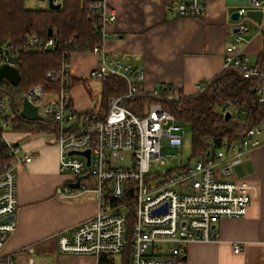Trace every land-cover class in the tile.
<instances>
[{
  "label": "built area",
  "instance_id": "1",
  "mask_svg": "<svg viewBox=\"0 0 264 264\" xmlns=\"http://www.w3.org/2000/svg\"><path fill=\"white\" fill-rule=\"evenodd\" d=\"M49 2L39 0L44 9H49ZM62 2L53 0L55 5ZM113 2L86 0L87 11L97 20L94 29L101 40L90 53L98 60L88 79L101 82L118 77L126 83L127 92L108 98L104 116L95 119L80 116L73 107V54L58 71L46 76L50 83H60L59 92H46L42 85H36L25 95L37 106L42 121L59 124L55 141L60 149V172L71 176L69 183L82 178L77 191H92L97 200V212L92 218L77 225L70 234L57 236L58 250L61 254L94 256L97 264H122L129 247L128 264H180L191 243L219 240L216 224L221 219L247 215L252 196L244 184L232 177L247 155L263 144L264 118L242 138L220 148L208 140L206 156L195 162L190 159L172 169L156 170L155 164L166 165V157L182 154L187 137L185 125L159 103H151L138 113L128 103L142 96L173 101L183 95L167 84L146 90L143 72L107 53L105 40L117 19ZM249 6L264 14V0H251ZM205 9V0L177 3L180 17H201ZM238 12L236 37L227 48L224 70L234 69L245 79H258L255 94L258 103L264 106V71L256 68L241 47L247 43L244 34L249 32L245 21L249 9L241 8ZM20 43L0 41V68L18 69L20 56L25 52L57 49L53 37L41 42L33 35ZM202 87L199 85V91ZM16 118L10 97L0 89V264H18L15 254L5 252V245L17 232V170L33 160L32 154L22 155L19 145L7 138L8 133L17 134ZM166 149L175 152L166 154ZM87 151L89 159L72 154ZM71 191L65 186L60 193ZM161 209L165 210L155 213ZM11 216L15 219L9 220ZM233 251L240 253L241 245L234 243ZM25 253L33 256L35 250L29 247ZM28 264L44 263L30 257Z\"/></svg>",
  "mask_w": 264,
  "mask_h": 264
},
{
  "label": "crops",
  "instance_id": "2",
  "mask_svg": "<svg viewBox=\"0 0 264 264\" xmlns=\"http://www.w3.org/2000/svg\"><path fill=\"white\" fill-rule=\"evenodd\" d=\"M251 0H205L201 17L177 15L178 0H114L111 4L117 19L109 28L105 50L125 64L143 72V86L153 90L170 85L184 96L199 92V85L212 81L224 70L228 46L235 41L232 14L248 8L241 44L244 54L255 64L264 48V14L252 9ZM94 54H75L72 75L87 81L72 91L73 107L79 113L93 110L84 100L93 91L88 79L97 66ZM89 82V83H88ZM100 91H101V84ZM24 134L14 141L22 155H33L31 163L17 170V232L5 245V252L15 254L18 264H28L30 257L44 264H97L94 256L61 254L57 236L70 234L80 223L97 212L92 191L60 190L68 186L71 176L59 170L60 149L56 141H33ZM21 143V141H23ZM234 180L244 184L252 196L247 215L225 218L216 224L219 240L193 242L180 264H264V140L237 166ZM241 252L233 251V244ZM33 247L35 254L25 250Z\"/></svg>",
  "mask_w": 264,
  "mask_h": 264
},
{
  "label": "trees",
  "instance_id": "3",
  "mask_svg": "<svg viewBox=\"0 0 264 264\" xmlns=\"http://www.w3.org/2000/svg\"><path fill=\"white\" fill-rule=\"evenodd\" d=\"M96 22L95 16L87 11L86 0H63L59 10H31L26 8L25 0H0V41L19 45L27 37L34 35L41 42H46L51 29L52 37L57 43L55 51L23 53L18 67L21 76L19 85L13 86L8 81H3L0 85L3 93L10 97L17 114L14 130L18 135L57 136V122H32L20 116L23 99L28 90L36 85H42L46 92H59L60 83H50L46 78L47 74L58 71L62 63L73 54L92 53L94 47L101 43L94 29ZM255 66L264 71V48L257 57ZM259 83L258 79H245L236 70L226 69L204 84L193 96L183 95L173 101L142 96L128 104L137 113L151 103L161 104L178 122L191 126L192 158L204 157L209 150L208 140H213L216 148H220L224 143L242 138L247 130L264 118V106L258 103L254 93ZM79 84L86 86L87 81L72 78V89ZM100 84V101L93 110L79 113L80 116L88 119L104 116L108 98L122 96L127 92L126 83L118 77H109ZM228 111L232 116L226 119ZM128 254L129 247L124 252L122 264H128Z\"/></svg>",
  "mask_w": 264,
  "mask_h": 264
},
{
  "label": "rangeland",
  "instance_id": "4",
  "mask_svg": "<svg viewBox=\"0 0 264 264\" xmlns=\"http://www.w3.org/2000/svg\"><path fill=\"white\" fill-rule=\"evenodd\" d=\"M25 6H26V8L31 9V10H44V6H42V4L39 3V0H25ZM4 81H7V80H4ZM90 86H91L93 91L90 92V94H91L90 98L85 97L84 100L86 101V103H84V105L87 104V102H88L91 105V107H93L95 103H98L100 101V85H99V82H97V81H91ZM185 130H186L187 137L185 140V144L181 150L182 154L176 156L175 158L166 157L164 159V161L166 162V165L163 167H160L159 164H155L154 167L156 170H161V169H167L168 170V169L175 168L180 163L185 164L190 159L193 162L200 159L199 157L192 158V142H191L192 141V129H191V126L186 124ZM6 135H7L8 140H10V141H14L17 137H19V135L11 134V133H8ZM27 140H29L30 142L40 141V140H42V142L43 141L44 142L45 141L53 142L55 140V138L52 135L37 134V135L30 136V138ZM23 142H24V140L21 141V143H23ZM174 152L175 151L169 150V149L165 150L166 154H173Z\"/></svg>",
  "mask_w": 264,
  "mask_h": 264
},
{
  "label": "water",
  "instance_id": "5",
  "mask_svg": "<svg viewBox=\"0 0 264 264\" xmlns=\"http://www.w3.org/2000/svg\"><path fill=\"white\" fill-rule=\"evenodd\" d=\"M62 5L58 4L55 5L53 4V0H50L49 2V10H59L61 9ZM240 19V14L239 12H236L234 14H232L231 16V20L234 22H238ZM53 36L52 34V30L50 29L48 32V38H51ZM3 80H7L8 82H10L13 86H18L21 80V76H20V72L17 68L14 67H10V66H4L2 68H0V85L3 82ZM255 93V90H254ZM20 116L26 120L32 121V122H36V121H42V117L39 115L38 113V108L37 106H34L27 97H25L23 99L22 102V110L20 112ZM232 116V114L228 111L225 114L226 119H229ZM72 154L75 155H84L86 156L88 159L90 158V152L87 151L85 153H77V152H73ZM88 165H90V162H88ZM87 176H85L86 178ZM82 178H79L77 180V182L75 183H69L68 186L73 189V190H77L80 187V182H81ZM165 209H161L156 211L155 213H161L163 212ZM15 216H11L9 218V220H14Z\"/></svg>",
  "mask_w": 264,
  "mask_h": 264
}]
</instances>
